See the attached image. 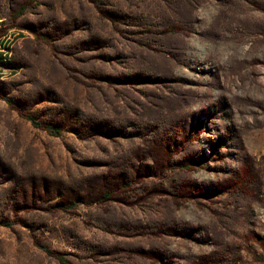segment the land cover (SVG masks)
I'll return each mask as SVG.
<instances>
[{"label":"rangeland","instance_id":"obj_1","mask_svg":"<svg viewBox=\"0 0 264 264\" xmlns=\"http://www.w3.org/2000/svg\"><path fill=\"white\" fill-rule=\"evenodd\" d=\"M1 59L0 264H264V0H0Z\"/></svg>","mask_w":264,"mask_h":264},{"label":"trees","instance_id":"obj_2","mask_svg":"<svg viewBox=\"0 0 264 264\" xmlns=\"http://www.w3.org/2000/svg\"><path fill=\"white\" fill-rule=\"evenodd\" d=\"M25 9H23L22 11H24ZM8 49V48H7ZM7 51H9L10 52V50L8 49ZM6 61V60H5ZM5 61H2V59L0 60V64H6L7 62H5ZM27 118V120L29 121V122H31L33 125H36L37 123H36V121H35V119L32 117V116H27L26 117ZM45 130L51 135V136H54V137H59L60 135H61V131L58 129V128H56V127H54V126H46L45 127ZM61 262L63 263V264H70L69 262H67L66 260H64V259H61Z\"/></svg>","mask_w":264,"mask_h":264}]
</instances>
